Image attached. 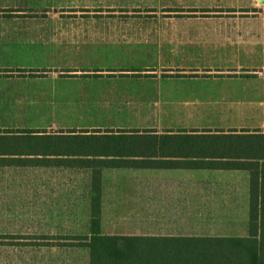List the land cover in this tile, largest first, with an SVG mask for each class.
Wrapping results in <instances>:
<instances>
[{"label": "rangeland", "instance_id": "obj_1", "mask_svg": "<svg viewBox=\"0 0 264 264\" xmlns=\"http://www.w3.org/2000/svg\"><path fill=\"white\" fill-rule=\"evenodd\" d=\"M0 17H11L0 32L13 41L3 43L12 48L22 44L25 52L12 55V50L5 63L38 71L27 76L29 106L14 115L19 120L0 122V127L153 128L161 120L163 126L171 113L156 106L151 97L167 91L133 84L219 81L223 80L219 77L264 70V0H0ZM18 39L23 42L14 41ZM232 68L238 71L231 72ZM180 72L200 78H163ZM69 77L125 84L109 90L55 89V82ZM71 94L104 97L98 106L56 104ZM238 109L242 108L233 109L236 115ZM246 110L253 125L262 124L261 107ZM211 175V182L203 181L199 190L191 187V193L197 190L205 196L197 206L205 205L207 210L212 205L215 210L192 217L190 234L247 236L249 174ZM82 177L62 170L0 167V264H88L83 250L35 246L48 242L43 236L49 234L84 233L89 217ZM119 177L115 171L106 174V194L117 192ZM209 197L215 198L214 205L207 203ZM136 229L143 228L133 219H120L118 212H107L102 218L105 234H130Z\"/></svg>", "mask_w": 264, "mask_h": 264}, {"label": "trees", "instance_id": "obj_2", "mask_svg": "<svg viewBox=\"0 0 264 264\" xmlns=\"http://www.w3.org/2000/svg\"><path fill=\"white\" fill-rule=\"evenodd\" d=\"M0 167L63 168L90 173L84 233L57 234L49 248L88 253V264H264V132L258 130L0 129ZM246 171L250 174L245 237L102 232L105 169ZM43 236V240H49Z\"/></svg>", "mask_w": 264, "mask_h": 264}, {"label": "crops", "instance_id": "obj_3", "mask_svg": "<svg viewBox=\"0 0 264 264\" xmlns=\"http://www.w3.org/2000/svg\"><path fill=\"white\" fill-rule=\"evenodd\" d=\"M11 17H0V26L11 21ZM4 22V23H2ZM13 36V35H12ZM10 35L0 32V122H10L19 120L18 116L22 114L23 107L30 104L31 83L29 76H36L37 70L26 69L24 66L11 67L6 64L7 58L16 52L22 55L24 46L16 47L6 45L3 42L13 41ZM21 43L23 40H14ZM264 48V47H263ZM28 50V47H26ZM25 53V52H24ZM211 72V70H208ZM231 72L238 71L232 68ZM185 72V71H184ZM221 72V71H218ZM30 73H33L32 75ZM73 76V75H72ZM158 79L159 77H152ZM167 79H188L200 78L199 75L180 72L179 75H165ZM209 78V75L204 77ZM82 77H69L65 81L55 82V89L70 90H109L119 88L122 84L118 82L102 81H82ZM86 79V78H85ZM103 79V77H100ZM162 79V77H161ZM219 81H156L146 83H135L133 85L149 86L150 89H159L167 91L165 94L158 93L151 97L156 106L167 107L171 116L161 124L153 128H124L118 126L91 124L79 126L76 130H106V129H154L159 133L167 130H258L264 132V70L259 73L246 76L219 77ZM34 83L32 85H35ZM133 86L132 84H129ZM44 89V85H42ZM104 96L97 95L88 97L86 95L71 94L69 98L62 97V100L56 101L61 106L90 107L98 106L97 103L103 101ZM57 98V97H56ZM61 99V97L59 98ZM261 107L262 124L253 125L246 116V107ZM101 107V106H100ZM235 107L238 113L233 111ZM14 116V117H13ZM180 123V124H179ZM192 123L189 126V124ZM162 128V131L158 129ZM0 129H11L0 127ZM61 130V129H60ZM68 130V129H63ZM30 169V168H28ZM40 170H62L74 175H82L83 194L82 198L86 201L85 211L90 216L88 209L90 173L84 170H71L63 168H36ZM118 172L119 181L117 192L106 194V174L109 172ZM212 172H225L220 170H188V169H105L102 173V218L107 212H118L121 219H133L137 227L146 230L136 229L135 235H190V219L203 216L202 211H214L211 205L206 209L205 205L197 206L205 202V196L201 195L198 189L201 185L210 179ZM246 172V171H245ZM248 173V172H247ZM249 174V173H248ZM193 179V182L191 181ZM108 182V181H107ZM114 184V183H113ZM250 184V174H249ZM131 186V187H130ZM133 187V188H132ZM199 190V189H198ZM114 197L111 199L110 195ZM214 198V197H213ZM209 197L207 203L214 205L215 198ZM214 209V210H213ZM249 211V210H248ZM194 212V213H193ZM194 215V216H193ZM103 232V231H102ZM104 233V232H103ZM58 234V233H57ZM49 234L48 242L55 243L56 240ZM128 234V233H126ZM42 247V246H39ZM53 249V248H52Z\"/></svg>", "mask_w": 264, "mask_h": 264}]
</instances>
